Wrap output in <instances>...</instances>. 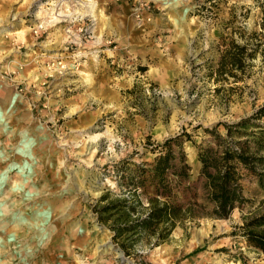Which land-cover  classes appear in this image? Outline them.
<instances>
[{
    "label": "rangeland",
    "instance_id": "1",
    "mask_svg": "<svg viewBox=\"0 0 264 264\" xmlns=\"http://www.w3.org/2000/svg\"><path fill=\"white\" fill-rule=\"evenodd\" d=\"M260 6L0 0V264H264L235 235L247 209L185 221L158 246L125 238L129 256L97 213L122 197L115 166L185 131L196 180L204 129L264 103L261 55L243 82L211 74L229 36L259 29Z\"/></svg>",
    "mask_w": 264,
    "mask_h": 264
},
{
    "label": "trees",
    "instance_id": "2",
    "mask_svg": "<svg viewBox=\"0 0 264 264\" xmlns=\"http://www.w3.org/2000/svg\"><path fill=\"white\" fill-rule=\"evenodd\" d=\"M260 7L259 29L250 34L242 30L237 39L229 36L211 74L243 82L251 62L258 55L264 59V6ZM263 117L264 103L248 117L204 129L207 139L198 148L196 180L183 150L191 140L185 131L150 146L151 160L115 166L122 197L102 196L97 206L105 204L97 213L101 222L114 223L110 228L120 250L129 256L125 238L147 244L154 240L158 246L185 221L225 220L234 210L247 209L235 235L264 256V124L258 122ZM248 183L253 191L247 192Z\"/></svg>",
    "mask_w": 264,
    "mask_h": 264
}]
</instances>
